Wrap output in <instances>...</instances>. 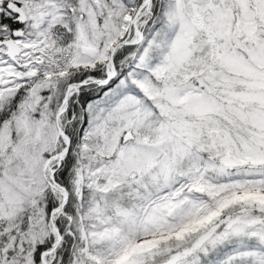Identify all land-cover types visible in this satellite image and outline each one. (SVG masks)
Masks as SVG:
<instances>
[{
    "label": "snow or ice",
    "instance_id": "snow-or-ice-1",
    "mask_svg": "<svg viewBox=\"0 0 264 264\" xmlns=\"http://www.w3.org/2000/svg\"><path fill=\"white\" fill-rule=\"evenodd\" d=\"M0 264H264V0H0Z\"/></svg>",
    "mask_w": 264,
    "mask_h": 264
}]
</instances>
